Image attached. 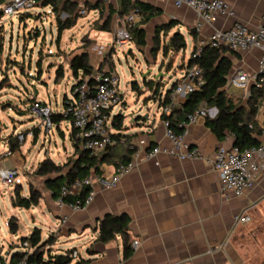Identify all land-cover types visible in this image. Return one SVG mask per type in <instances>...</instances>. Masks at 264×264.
<instances>
[{
    "label": "crops",
    "instance_id": "obj_1",
    "mask_svg": "<svg viewBox=\"0 0 264 264\" xmlns=\"http://www.w3.org/2000/svg\"><path fill=\"white\" fill-rule=\"evenodd\" d=\"M8 1L3 0L0 4V14L2 6ZM64 1L66 0H58L59 5L61 6ZM69 1L77 4L80 10L85 9V13L80 16L92 14L88 20L90 29H96L93 26L94 22L99 25L104 24L111 8L113 12L107 24L108 29L104 31L110 32L112 37L116 20L123 16L118 13L122 0ZM127 1L148 3L158 10V13L143 25L146 45L137 46L138 48L150 47L153 43L155 28L171 23V27L167 29V35L174 32H180L183 35L185 48L180 51H184L189 42L188 59L196 46H209L208 40L214 30L227 29L236 22L244 24L249 29L256 28L264 13V0H222L227 4L228 11L216 13L209 23L196 29L195 24L198 17L190 7L184 5L177 7L172 0ZM86 3L98 4L96 8H89ZM36 6L41 8L40 11L49 9L53 14L51 5L41 7L37 4ZM23 14L30 16L28 11H20L18 12L19 18ZM61 14L64 17L67 16L63 11ZM219 49L232 63L223 89L238 107L246 111L253 84L243 90L237 89L228 84V76L236 69L248 72L257 70L261 50L237 51L226 47ZM80 52L87 51L80 49L72 53L66 61L69 70V60L74 54ZM87 54L88 62L93 70L100 69L101 71L97 72H103L114 69L113 65L107 63L105 51H99L101 56L97 57L98 63L95 65L91 62V55L88 52ZM188 59L183 58L177 69L174 68L173 63L170 70L174 71L173 75L176 78L166 90L162 89V81L153 83V87L147 85L149 90L147 98L155 103L156 96L166 95L170 88L172 90V85L183 76L185 67L188 66ZM146 101L144 103L147 104ZM184 101L185 98L180 99L181 105ZM205 107L209 112L208 117L213 118L216 108ZM142 108L144 110L142 113L148 112V119L135 122L129 117V125L124 126L123 116L119 130L120 136L114 144V159L117 158L116 155L128 150L130 161L133 162L132 168L122 175L111 188H104L93 180L91 185L93 196L90 202L82 208L73 210L68 203L58 204L57 198L53 197L44 185L45 176L34 173L38 164L31 171L23 172L28 181V192L24 196L29 195L30 186L40 192L39 201L35 206L40 209V214L47 219L49 224L47 232L38 228L41 239L45 233H48V236L52 234L54 238L50 245L43 248L44 252L48 251L46 258L43 254V260H47L49 255L66 254L76 250L77 256L72 258V264H264V171L257 175L251 189L239 196L233 194L225 196L220 190L218 174L212 166L211 156L218 146L233 145L234 137L232 134L225 133L222 138H218L205 124V118H200L194 123H186L183 125L182 132L189 148L197 149L201 158L178 159L161 152L150 159L142 158L143 153L155 145H170L164 136L163 115L151 113V108H146V111L144 107ZM263 118L264 98L261 99L253 118L259 129V132L254 133L259 144H264V131L261 128ZM59 124L56 125L57 128ZM70 126V136L73 140L71 123ZM113 128L116 133L114 125ZM25 133L24 139L30 132ZM36 139L37 137L32 135V141L35 142ZM118 144L122 146L120 151H116ZM18 151L19 149L12 152L15 153V158L11 163H0V168L19 169L24 164V159ZM73 152L74 140L72 141V152L67 157H70ZM65 161L53 162L63 164ZM101 168L103 175L115 171L114 166L106 163ZM94 175L96 174H91V176ZM19 186L18 184L14 188V193L18 190L19 194H23ZM242 213L247 214L250 221L236 224L235 217ZM107 214L126 217L125 238L121 233H117L108 241H101L97 238L98 220ZM51 217L57 219L58 223ZM15 228L16 232L17 223ZM60 236L76 245L67 250L53 247L56 238ZM134 239L139 241L135 248L132 246ZM125 244H129L131 249L127 257H124ZM1 251L2 249H0V259L10 263H15V258H12L13 254L20 252L11 251L9 248L1 257Z\"/></svg>",
    "mask_w": 264,
    "mask_h": 264
},
{
    "label": "rangeland",
    "instance_id": "obj_2",
    "mask_svg": "<svg viewBox=\"0 0 264 264\" xmlns=\"http://www.w3.org/2000/svg\"><path fill=\"white\" fill-rule=\"evenodd\" d=\"M40 10L41 8L37 6L22 10V12L28 11L30 16L23 14L20 18L18 13L9 16L0 14L1 164H9L15 158V153H7L9 136H16L23 132L31 133L37 126L35 142L32 141V133H29L23 141L17 140L20 144L18 152L24 159V164L17 169L13 183L6 185L0 178L1 257L9 248L11 251H26L27 248L20 244V238L28 237L34 228L48 231V221L40 214L38 207L33 205L26 209L14 206L11 203V197L15 196L14 188L18 184L19 189L23 191L21 196L28 192V181L23 172L31 171L46 157L62 163L72 152L70 120H62L59 128L54 123L46 126L41 115L32 109V101L35 99L44 103L51 113H64L63 98L71 99V88L75 81L66 63L71 54L85 49L91 55V62L95 65L98 63L97 57L101 56L99 51L106 52L107 63L113 65L118 74V90L124 100L122 108L115 107L112 114L121 109L125 118L124 126L129 125L128 115L140 106L144 107L145 111L146 108H151V113H160L156 102L147 98L149 90L146 81L154 80L157 74H164L160 80L163 83L162 89L166 90L176 78L173 75L174 71L170 70L173 63L174 68L177 69L182 59H188L190 54L189 42L184 51H163L161 45L168 40V35L161 36L160 47L155 55L150 53L153 43L150 47L142 49L135 46L132 41L123 45L114 44L110 32L88 27L91 13L79 16L76 24L62 31L57 42L56 15L49 9L48 11ZM83 11L80 15L85 13V9ZM63 17L60 13L59 18L63 19ZM129 49L131 52L125 55ZM161 62L162 65H160ZM59 64L63 66L64 75L55 82L54 74ZM170 75L171 78H169ZM145 100L147 104L144 103ZM121 148V144H118L116 151H120ZM10 218L17 223L15 233L9 231ZM51 219L58 223L57 219L53 217ZM47 236L48 233H45L41 241ZM65 240L63 236L57 237L53 247L67 250L76 245ZM47 253L48 251L44 252L45 258Z\"/></svg>",
    "mask_w": 264,
    "mask_h": 264
},
{
    "label": "built area",
    "instance_id": "obj_3",
    "mask_svg": "<svg viewBox=\"0 0 264 264\" xmlns=\"http://www.w3.org/2000/svg\"><path fill=\"white\" fill-rule=\"evenodd\" d=\"M177 7L187 6L192 8L198 17L195 24L199 29L204 24L209 23L216 13L227 12L228 6L222 0H172ZM37 5L36 0H9L2 6V16H9L22 10H27ZM83 13V10L79 11ZM140 19L138 10L133 9L128 14L119 17L116 20L112 33V42L123 45L132 41L129 28ZM208 45L213 48L226 47L230 50L248 51L252 49L261 50L258 60V68L255 71L248 72L243 69H236L228 76V84L237 89H246L250 84L258 87H264V13L260 17L256 28L249 29L244 24L236 22L227 29H217L209 37ZM202 46H196L191 56L196 57L201 52ZM95 83L90 85L87 78L79 77L72 85L71 99H64V115L69 117L71 125L77 130L76 137L80 140L83 149L92 154L102 152L107 147L114 145L117 139L113 136V116L115 107L122 108L123 96L118 90V74L115 69H109L94 75ZM203 69L198 64H192L185 67L184 74L178 80L168 96H156V103L160 113L163 116H169L175 109L181 108V98L194 91L199 90L204 84ZM32 109L41 115L46 126H50V110L47 106L38 101L32 103ZM209 115L204 105L198 106L194 111L186 115V123H194L200 118ZM165 126L164 136L168 139L169 146L155 145L142 155L144 159H150L158 153H165L178 159L201 158L197 149L189 148L182 134H177L169 126V121L163 119ZM261 128L264 131V118L261 122ZM24 133L16 135L18 141H23ZM121 139V138H120ZM11 154L10 151L7 152ZM211 163L218 174L221 192L228 196L241 195L244 191L251 189L254 185L257 175L264 171V144L256 146L240 147L231 145L230 147L218 146L211 156ZM133 166V162L119 165L115 171L108 175H88L83 178H75L69 185H63L60 189V195L57 203H64L63 196L77 195L84 187H89L88 194L83 200L76 199L70 204L73 210H78L88 204L93 196L91 185L93 180L104 188L113 187L119 178L127 173ZM17 169L13 167L0 168V178L9 185ZM250 221L247 214H239L235 217L236 224H244ZM139 241L134 239L132 246L137 247ZM27 248L26 253L15 263H10L0 259V264H36L27 259L28 254L32 253L33 246L28 240H22L20 243ZM72 258H76L77 251L70 253ZM39 264H51L43 260Z\"/></svg>",
    "mask_w": 264,
    "mask_h": 264
},
{
    "label": "trees",
    "instance_id": "obj_4",
    "mask_svg": "<svg viewBox=\"0 0 264 264\" xmlns=\"http://www.w3.org/2000/svg\"><path fill=\"white\" fill-rule=\"evenodd\" d=\"M3 0H0V4ZM37 4L41 7L47 5L52 6V12L56 15L57 23V42L61 36V33L65 29L71 28L76 19L80 16V8L77 4L71 3L66 0L59 5L58 0H36ZM89 8H96L98 3L88 4ZM136 9L140 13V19L132 25L129 30L131 38L134 44L138 47L146 45L145 30L143 25L154 15L158 13L148 3L134 2L131 3L127 0H122L118 8L120 15L128 14L131 10ZM67 14L63 19L59 18L61 12ZM113 10L109 9V14L104 24L99 25L94 22V28L98 30H107L108 22ZM171 27V23L159 25L154 30L153 35V46L151 47V54L155 55L159 46V40L161 36L167 35V29ZM185 48L184 37L180 32H174L169 35L168 40L161 45L163 51L173 50L180 51ZM192 54V52H191ZM198 64L203 69V77L205 79L202 87L194 92L189 93L185 101L182 103L181 108L175 109L169 116H163L164 120L169 121V126L177 134H182L183 125L181 124L186 120V115L194 111L198 106L205 105L207 107H215L216 114L213 118L205 117V124L211 129L212 132L218 138H222L225 133L233 135V145L240 147L256 146L259 144L258 139L254 133L259 132V129L255 125L254 116L257 113L258 105L261 99L264 98V87H258L253 85L250 90V96L248 100V110H244L242 107H238L237 103L232 100L223 89L226 83V77L231 68V60L225 56L219 48H213L210 46H202L201 52L198 56L188 59V65ZM69 68L72 72L73 77L78 80L79 75L87 78L90 85L95 83L94 75L101 71L100 69L93 70V67L88 62L87 52H80L74 54L69 60ZM64 75L63 66L59 64L56 67L54 74V81L58 82ZM148 86L153 87L152 81H147ZM174 86V84L172 85ZM171 88L168 90L165 96H168ZM66 97L63 98V100ZM35 99L32 101V103ZM44 105V103H41ZM69 119L68 116L63 113H50L49 120L50 124L54 123L58 125L60 121ZM123 115L115 114L113 116V125L117 132L113 136L118 139L120 136V129L122 126ZM73 127V126H72ZM119 131V132H118ZM28 133V132H27ZM34 137L37 134V128H33L31 132ZM77 130L73 127L72 135L74 140V152L67 158L63 164H56L50 158L46 157L40 161L34 170L37 175L45 176L44 185L52 193L53 197L58 198L60 195V189L63 185H69L75 178H83L92 173L96 175H103L101 166L106 163L112 166L118 167L119 165L126 164L130 161V156L125 151L122 154L116 155L114 153V145L107 147L102 152L92 154L88 150L80 147V140L76 137ZM26 134V133H24ZM9 151L12 153L18 150L20 144L18 143L16 136L11 135L8 138ZM15 196L12 198L11 203L14 206L23 208H30L31 206L37 205L40 192L34 189L32 186L29 187V195L27 197L21 196L18 190H15ZM89 187L82 188L77 195L63 196L62 200L64 203L72 204L76 199L83 200L88 194ZM9 230L15 232L16 222L10 218L8 221ZM127 219L125 216H113L105 215L98 220V239L101 241H108L115 237L117 233H121L124 238L126 237ZM28 240L33 246L32 253L28 254L27 259L29 261L39 264L43 261V248L46 245H50L54 238L50 234L45 240L41 241L40 230L34 228L28 237H22L20 239ZM131 252L130 245L125 244L124 257H127ZM26 252H16L12 258H15L14 262H17ZM71 252L66 254H53L49 255L47 262L51 264H72ZM80 262V261H79ZM78 263V262H77ZM76 264V263H74Z\"/></svg>",
    "mask_w": 264,
    "mask_h": 264
},
{
    "label": "water",
    "instance_id": "obj_5",
    "mask_svg": "<svg viewBox=\"0 0 264 264\" xmlns=\"http://www.w3.org/2000/svg\"><path fill=\"white\" fill-rule=\"evenodd\" d=\"M129 52H131V50L129 49L127 51V53L125 55H127ZM162 65V62L161 64ZM164 74H157L156 76H154V80L149 79L148 81H152L153 83H156L157 81H161L160 78L163 76ZM145 77V76H144ZM147 82V81H146ZM142 106H140L139 108L136 109L135 112L130 113L128 116L131 118V121H135V122H142V120H147L148 119V112H144L142 113ZM118 114H122V110L118 111Z\"/></svg>",
    "mask_w": 264,
    "mask_h": 264
}]
</instances>
